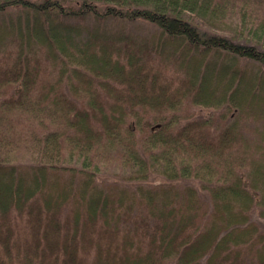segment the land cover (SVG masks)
<instances>
[{"label":"trees","instance_id":"trees-1","mask_svg":"<svg viewBox=\"0 0 264 264\" xmlns=\"http://www.w3.org/2000/svg\"><path fill=\"white\" fill-rule=\"evenodd\" d=\"M254 212L264 0H0V264H264Z\"/></svg>","mask_w":264,"mask_h":264},{"label":"rangeland","instance_id":"rangeland-1","mask_svg":"<svg viewBox=\"0 0 264 264\" xmlns=\"http://www.w3.org/2000/svg\"><path fill=\"white\" fill-rule=\"evenodd\" d=\"M133 27H134V31H136L137 33H140V34H144L148 30L152 29L151 26H148V25H145V24H142V23H136V24H134ZM200 27L202 28L203 31H205L207 33L215 32L214 30H211V29H209L207 27H204L201 24H200ZM194 111L197 112L201 116H206L209 113L208 111L203 110V109H194ZM102 172L99 175V177L97 178L98 181L101 182V183L102 182H110V181H116L117 180V181H119L122 184H125L127 186H130V187L134 186V184H132V183H126V182L120 181L119 180V177H120L119 173L112 172L111 170L110 171H102ZM146 183L148 185H158V184L168 183V181L165 180L162 177L153 175V176H150V178L148 179V181ZM176 183L179 184V185L189 184V185L194 186L198 190L200 196L204 200L205 199L208 200V196H207L206 192L200 189V186H199L200 184H199L198 181H196V180H182V181H179V182L176 181ZM252 220L255 221L259 225V227H260V229L262 231H264V219L258 218L256 212H254L252 214Z\"/></svg>","mask_w":264,"mask_h":264}]
</instances>
